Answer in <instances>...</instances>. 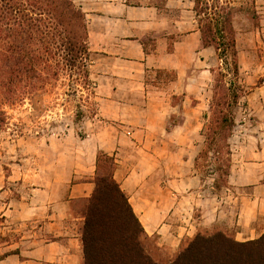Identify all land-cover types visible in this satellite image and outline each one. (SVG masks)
<instances>
[{
    "label": "crops",
    "instance_id": "obj_1",
    "mask_svg": "<svg viewBox=\"0 0 264 264\" xmlns=\"http://www.w3.org/2000/svg\"><path fill=\"white\" fill-rule=\"evenodd\" d=\"M77 3L86 17L95 109L48 143L47 155L33 157L27 196L8 199L9 177L0 176V218L38 228L16 244L18 254L0 258V264H83V217L76 203L94 191L98 154L114 159L113 178L143 227L145 250L155 262L170 263L198 234L221 232L237 242L259 238L264 53L255 62L254 52L241 50L240 58L237 50L238 83L245 94L229 138L227 185L216 191L213 178L206 184L195 167L203 149L196 136L209 107L200 91L216 52L201 43L193 0ZM15 170L14 181H28L23 167Z\"/></svg>",
    "mask_w": 264,
    "mask_h": 264
},
{
    "label": "trees",
    "instance_id": "obj_2",
    "mask_svg": "<svg viewBox=\"0 0 264 264\" xmlns=\"http://www.w3.org/2000/svg\"><path fill=\"white\" fill-rule=\"evenodd\" d=\"M232 4V0H193V11L199 19L202 45L213 47L238 80ZM86 41V17L73 0H0V106L21 103L62 77L68 78L70 94L75 96L79 83L89 82ZM229 83L215 102L213 95L212 108L214 104L232 108L245 94L240 85ZM234 126L233 114L211 116L202 133L203 149L195 167L200 171L199 161L206 162L210 152L216 156L217 166L208 172L214 176L216 191L227 185ZM223 151L227 158L218 157ZM114 168L112 157L97 155L95 188L86 200L81 228L83 264H160L145 250V232L113 178ZM18 252H6L0 258ZM167 264H264V233L246 242L221 232L198 234Z\"/></svg>",
    "mask_w": 264,
    "mask_h": 264
},
{
    "label": "rangeland",
    "instance_id": "obj_3",
    "mask_svg": "<svg viewBox=\"0 0 264 264\" xmlns=\"http://www.w3.org/2000/svg\"><path fill=\"white\" fill-rule=\"evenodd\" d=\"M232 1L234 6L232 25L235 32L236 48L240 51V58L241 50L244 53L247 50L254 52L253 61L256 62L264 53V37H262L264 34V0ZM73 2L78 4L77 0H73ZM196 20L199 19L196 17ZM244 61L246 62V57ZM212 64L211 73L202 87L203 90L200 91V96L209 100V107L206 110L207 117L203 121L200 135L196 136L197 140L202 143L204 142L202 133L206 131L211 116L221 117L233 114L235 123L237 105L227 108L214 104L212 108L211 103L213 95L215 102L226 92L225 88L230 87L229 82H233L236 86V84L239 85L238 80L232 77L230 70L225 69L217 55H215ZM255 73L259 74V71L255 70ZM170 77L171 75L167 74L164 78L169 79ZM68 84V78L62 77L58 82H53L45 90L35 92L33 96L26 98L21 103L0 106L3 112L0 114V176L9 177L8 184L5 186L8 199L27 196L31 190L30 172L33 169V157L39 158L37 155H40L42 158L47 155L46 145L48 143L67 133L68 129L71 130L84 117L93 114L95 100L89 82L81 81L77 86L78 92L75 96L70 94ZM231 89L234 91V86ZM243 95L244 93L240 94L239 99ZM223 150L225 151V149ZM224 151L218 157L224 159L226 157ZM215 157L210 152L206 162L199 161V173L206 184L214 177L208 172L210 173L217 166L214 161ZM203 165L204 167H202ZM207 165L208 168L205 167ZM18 167H23L28 181H14L13 171L15 172L16 168L18 170ZM76 204L77 210L83 217L86 201ZM37 230V223L13 222L0 218V256L16 250L13 249L16 244L28 241Z\"/></svg>",
    "mask_w": 264,
    "mask_h": 264
}]
</instances>
